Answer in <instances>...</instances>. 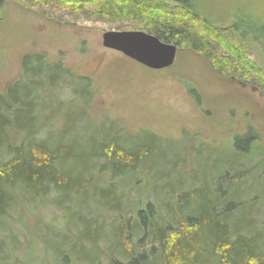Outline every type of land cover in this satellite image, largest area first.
Instances as JSON below:
<instances>
[{"label": "rangeland", "instance_id": "rangeland-1", "mask_svg": "<svg viewBox=\"0 0 264 264\" xmlns=\"http://www.w3.org/2000/svg\"><path fill=\"white\" fill-rule=\"evenodd\" d=\"M152 1L169 11L180 8L167 0ZM106 2L76 9L52 0H5L0 8V95L11 85L26 82L22 63L27 57L61 65L62 77L52 86L39 74L32 85L30 105L44 126L40 137L56 143L64 133L67 152L79 158L93 152L92 139L100 144L110 139L148 146L152 161L136 171L143 174L134 176L132 189L125 187V181L109 182L118 195L130 191L121 200L130 211L151 204L164 216L180 184L185 180L194 186L212 183L240 154L236 174L257 169L242 186L258 194L252 216L258 227H264V85L260 76L249 71L245 76L220 73L212 60L183 41L168 43L176 47V57L170 68L161 71L148 70L104 49L101 37L106 32L151 35L148 21L142 18L97 15ZM186 9L215 29L232 30L231 41L234 37L244 48L246 60L264 75V0H191ZM212 47V53L229 61V68L238 66L226 51ZM35 68L37 73L41 65ZM247 137L253 143L249 154H243V145L236 140ZM10 139L20 142L24 136L12 133ZM103 163L101 158L98 166ZM101 169L91 174L98 182L107 176ZM89 195V210L73 211L69 202H58L56 192L42 201L16 193L15 209L0 218V264H62L54 260L55 252L64 257V264H85L69 248L76 231L92 218V208L101 205L95 194ZM101 218L97 227L102 223L104 227L98 245L105 251L106 234L121 220L111 209Z\"/></svg>", "mask_w": 264, "mask_h": 264}, {"label": "trees", "instance_id": "trees-1", "mask_svg": "<svg viewBox=\"0 0 264 264\" xmlns=\"http://www.w3.org/2000/svg\"><path fill=\"white\" fill-rule=\"evenodd\" d=\"M52 1L76 9L103 3V0ZM105 1L107 5L104 3L97 15L142 18L148 21L147 31L159 41L166 44L183 41L193 51L202 53L206 60H212L218 72L245 76L249 71L260 76L264 85V75L246 60L244 48L234 37V42L231 41L232 30L205 24L186 9L187 5H181L178 11H169L152 0ZM4 2L0 0V8ZM213 45L231 55L238 66L229 68L228 60L220 59L215 51L212 53ZM39 64L41 68L36 73L35 67ZM22 69L28 76L26 82L11 85L6 94L0 95V218L15 209L16 193L42 201L50 200L51 193L56 192L58 202H69L73 211L89 210V194L93 193L101 205L92 208L93 216L89 214L92 218L76 231L69 248L85 264H264V227H258L252 216L258 194L252 195L253 188L242 186V181L251 180L257 169L236 174L241 164L240 154H236V162L226 167L221 178L212 183L194 186L185 180L180 184L174 200L166 204L164 216L156 213L151 204L130 211L121 202L130 191L123 193V190L118 195L109 182L125 181V187L132 189L134 176L143 174L136 171L152 161L153 151L148 146L137 147L129 142L121 144L108 139L100 144L92 139L93 152L79 158L67 152L64 133L57 137L56 143L51 138L42 139V120L33 114L30 105L32 85L39 74L52 86L62 77L63 68L50 66L41 57H27ZM12 133L22 134L24 139L14 140L13 144ZM251 139L236 140L243 145L241 153L249 154ZM101 158L104 163L98 166ZM102 167L107 176L98 182L91 174ZM109 209L116 211L121 221L111 227L112 233L106 234L107 249L101 251L98 244L103 236L100 228L104 226L102 223L98 228L97 224ZM53 258L56 263L64 264V257L56 252Z\"/></svg>", "mask_w": 264, "mask_h": 264}, {"label": "water", "instance_id": "water-1", "mask_svg": "<svg viewBox=\"0 0 264 264\" xmlns=\"http://www.w3.org/2000/svg\"><path fill=\"white\" fill-rule=\"evenodd\" d=\"M187 4L191 0H169ZM104 49L117 52L123 57L151 71L170 68L176 57V47L159 41L143 32H106L101 37Z\"/></svg>", "mask_w": 264, "mask_h": 264}, {"label": "flooded vegetation", "instance_id": "flooded-vegetation-1", "mask_svg": "<svg viewBox=\"0 0 264 264\" xmlns=\"http://www.w3.org/2000/svg\"><path fill=\"white\" fill-rule=\"evenodd\" d=\"M167 1H169V0H167ZM169 2H171V1H169ZM171 3H173V4H175V5L179 6V7H180L181 5H183V6H184V5H187V4H179V3H174V2H171Z\"/></svg>", "mask_w": 264, "mask_h": 264}]
</instances>
